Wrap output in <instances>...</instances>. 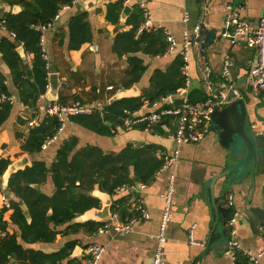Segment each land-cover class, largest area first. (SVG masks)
<instances>
[{
  "label": "crops",
  "instance_id": "1",
  "mask_svg": "<svg viewBox=\"0 0 264 264\" xmlns=\"http://www.w3.org/2000/svg\"><path fill=\"white\" fill-rule=\"evenodd\" d=\"M116 1L99 0L92 8L85 11L92 31V41L83 44L78 50L67 49V25L73 16L83 12V0L78 5H71L62 10L58 19L52 20L51 26L42 32L43 56L48 75L57 74L59 81L67 85L66 88L57 90L55 102L60 103L59 97H61L65 100V104H69L74 102L72 97L76 96L80 103L93 106L102 112L106 105L115 100L120 85L125 82L126 59L131 56L139 58L145 67L139 81L132 85L136 89V97H140L143 91L151 89L150 80L153 73L165 72L173 62L176 52L183 53L181 47L183 41L193 42L197 37L199 24H204L207 29L215 31L216 40L213 45L205 46L202 53L198 41L186 51L188 96L195 92L196 96L202 94L208 98L220 92V87L226 85L237 89L240 99L241 91L244 92L248 98L246 129L259 143L262 139V144H258L262 149L261 156L241 178H235L234 174H231L215 182L212 193L215 206L232 208L234 214L230 222L233 219V223L231 227L228 222L222 225L223 235L217 229L214 230L211 243L218 244L203 257H200V254L215 221L209 183L212 178L236 167L239 163L232 160L228 149L215 141L212 132H208L198 143L179 147V157L175 166L169 170H163L161 167L153 182L141 191L138 196L149 214V219L133 224L128 234L93 235L79 230L69 235L57 234L53 243H38L25 247L51 253L57 251L64 243L75 240L77 245L69 259L79 263L84 249L93 243L105 247L99 264H151L155 249L153 236L158 232L164 206L161 196L167 186L169 175L173 174L174 205L165 231L163 264H234L231 256L226 252L231 228L235 231L233 239L237 242L240 251L259 254L264 250V93L254 91L247 86V72L250 66L256 64L257 52L245 46L243 42L231 43L221 38V33L228 5L239 14L240 18L250 24V28L255 29L264 8V0H126L128 3L125 4V1L124 7L128 6L132 11V4L138 3L143 9V17L144 11L147 12L150 30L162 29L166 38L171 37L176 46L172 51L167 50L163 56H150L138 52L120 58L112 53L111 45L116 34L130 29L125 23L131 11L123 19L118 12L117 24L107 22L106 6ZM20 11L21 7L17 5L10 7L0 0V21L4 19L6 13L17 14ZM2 36L11 39L5 32H0V38ZM21 60L25 70L29 71L32 56L30 55L29 58L24 56ZM225 62L231 63L227 77L222 74ZM182 68L181 74L184 77ZM0 77L4 79L6 94L14 100L10 105L9 117L0 127V160H8L9 165L26 158L29 163L26 167H30L34 161H42L46 167H49L55 161L59 146L70 137L77 139L78 149L89 145L99 148L104 153H117L128 145L133 148L151 145L155 148L156 156L163 157L164 161L176 149L175 143L168 138V134L174 130V121L167 118L164 123L158 124L161 128L157 130L146 132L141 126H136L118 132L112 137L95 134L69 121L63 133L46 149L41 148V152L33 155L24 153L21 146L28 137L30 128L37 125L45 113V107L41 109V106L49 89L46 87L44 99H38L39 108L36 112L21 104L19 92L1 55ZM110 86L114 88L111 91L107 89ZM178 90L174 95L162 99V103L170 104L168 97L172 102H178ZM153 104L149 105L144 101L135 114L162 109L161 104L156 106ZM2 176H0V210L7 208L3 214V221L8 224L6 232L12 234L16 228L10 224L13 210L9 205L10 202L19 201L7 190L6 185L2 184ZM130 176L132 177V173ZM33 187L48 197L54 193L50 176L44 183ZM89 194L100 201V208L102 206L100 195L108 196L110 203L119 197L129 196L127 205L129 210L134 201V194L130 191L111 196L94 187ZM2 195L6 198L5 202L1 200ZM84 214L76 217L71 223L91 221L83 219ZM63 229L64 227L58 228V230ZM190 231L193 240L204 246L188 244ZM16 235L18 236V233ZM258 263L264 264V256L258 260Z\"/></svg>",
  "mask_w": 264,
  "mask_h": 264
},
{
  "label": "trees",
  "instance_id": "2",
  "mask_svg": "<svg viewBox=\"0 0 264 264\" xmlns=\"http://www.w3.org/2000/svg\"><path fill=\"white\" fill-rule=\"evenodd\" d=\"M6 5L19 6L17 14L10 12L4 15L8 31L16 35L15 40L7 36L0 38V55L12 76L13 84L19 92L23 106L38 112V99L46 92L48 70L40 46L42 33L38 26L51 23L62 6L70 5L71 0H2ZM126 0H117L106 6L105 19L111 24L119 21L118 12L124 7ZM144 21L143 9L138 3L132 4V11L126 19L128 31L115 35L111 51L116 57L142 53L150 56H163L167 53L168 43L162 29L152 28L137 34ZM67 49L78 50L83 44L92 41V31L87 12H79L67 25ZM21 43L24 52L32 56L31 69L25 66L16 51ZM126 80L120 86L129 89L137 83L145 71L142 61L134 56L126 59ZM181 51L176 52L173 62L165 72L155 71L150 80L149 91H143L140 97L114 100L103 108L102 112L79 115L70 118L73 123L101 136L112 137L111 130L121 120L139 111L144 101L149 105L159 102L183 87L184 77ZM0 88L6 93L4 79L0 77ZM202 94L191 93V103L203 102ZM72 100L77 101L76 96ZM60 104L65 100L59 97ZM11 106H0V127L10 115ZM111 124L112 126H109ZM59 122L55 117L43 114L37 125L29 130L28 137L21 146L24 153L33 155L41 152L43 143L57 131ZM156 125L153 129H159ZM78 141L70 137L63 141L56 151L55 161L46 167L42 161H34L12 174L7 183V190L19 202H10L13 210L10 224L16 228L12 234L6 232L8 224L3 221L7 208L0 210V264H80L69 256L77 245L75 240L64 243L57 251L45 253L38 249L26 248V245L53 243L57 234L69 235L83 230L93 234L99 222L87 221L79 224L71 222L91 209L100 208V201L89 193L96 187L100 192L114 196L115 189L122 185L142 183L149 185L163 165V157L158 158L155 148L151 145L133 148L128 145L117 153H104L97 147L85 146L77 148ZM10 162L0 160V176L3 175ZM132 173V177L130 176ZM50 176L54 193L48 197L41 194L33 186L44 183ZM129 196L119 197L112 201L110 212L116 213L121 219L130 216ZM128 208V214L126 212ZM28 211L29 221L24 216ZM64 227L63 230L58 228ZM1 233H4L1 236ZM18 233V236L16 235ZM234 264H249L241 251L234 252Z\"/></svg>",
  "mask_w": 264,
  "mask_h": 264
},
{
  "label": "built area",
  "instance_id": "3",
  "mask_svg": "<svg viewBox=\"0 0 264 264\" xmlns=\"http://www.w3.org/2000/svg\"><path fill=\"white\" fill-rule=\"evenodd\" d=\"M80 2L81 0H71L70 5L62 6L54 16L53 21L58 19L62 10L67 9L71 5H78ZM127 3L128 1L125 2V4ZM51 24L52 22L48 23L47 25L38 26L36 29L42 33L49 26H51ZM148 30H150V21L147 12L144 11V22L140 25L138 33ZM0 32L7 33L12 40L16 39V35L13 32L7 30L4 19L0 21ZM221 38L227 39L231 43L243 42L245 46L257 52V62L253 66H250L247 72V86L254 91L264 93V8L255 29H252L250 28V24L246 20L240 18L239 14L230 5H228L226 7V15L224 17ZM166 40L168 43V51H172L176 46L175 41L169 36H167ZM196 41L197 37L193 42L185 40L181 45L184 62V66L182 68L184 75V86L177 92L179 101L176 103L172 102V99L168 97V101L170 103L168 104L169 107H162L161 110L154 112L128 115L121 120L120 124H117L111 130L112 134H116L121 131L130 130L136 126H141L143 131L151 132L153 128L160 122L167 118L172 119L174 121V130L168 134V138L175 143L176 149L169 157L165 158L164 164L162 166L163 170H169L175 166L179 157V147L186 144H195L203 140V138L209 132L211 115L214 110H221L227 106L231 100L240 98L237 89H235L233 86L226 85L220 87V92L206 98L203 102H189L187 93L189 81L187 79L186 51L193 43L195 44ZM40 46L41 50L43 51L42 35L40 38ZM20 47H22V44L18 43L17 49ZM25 56L28 58L30 57L28 54H25ZM230 66V62L224 63L222 70L223 76H228V67ZM107 89L111 91L114 88L110 86ZM40 99H44V95H41L39 97V100ZM13 102V98L4 93L0 88V106L2 104L11 105ZM159 104L160 103L157 102L153 105L156 106ZM94 112L100 111L93 106L84 105L79 101H74L65 105L57 102H48L45 106V113L48 116L55 117L59 122V127L56 133L43 143L41 148L46 149L50 144L58 139V137L65 130V127L70 121L71 117L89 115ZM173 183L174 176L173 174H170L165 191L161 196L164 206L159 222L158 232L153 236V240L155 241V249L151 259V264H163L164 244L166 243L165 231L169 224L170 214L174 205ZM145 188V184L134 183L130 185H122L115 189V194L125 191H130L132 194H134V201L132 207L129 210L130 216L121 220L116 213H111L107 219L100 222V225L96 228L93 235L119 233L128 234L133 224L147 221L149 219V214L145 210L144 206L142 205V201L138 196ZM1 200L2 202H5V196L2 195ZM228 223L231 227L233 219ZM234 234L235 231L231 228L229 231V240L226 246V252L231 256L233 261L235 258L234 252L236 250L240 251L238 249L237 242H235L233 239ZM3 235L4 233H1V236ZM188 244L192 246H204L203 244H199L193 240L191 231L188 233ZM104 252L105 247L93 243L89 244L83 251L80 264H99ZM242 254L247 258L249 264H259L258 260L264 256V250L256 255L249 251L242 252Z\"/></svg>",
  "mask_w": 264,
  "mask_h": 264
},
{
  "label": "water",
  "instance_id": "4",
  "mask_svg": "<svg viewBox=\"0 0 264 264\" xmlns=\"http://www.w3.org/2000/svg\"><path fill=\"white\" fill-rule=\"evenodd\" d=\"M99 0H83V11H87L92 6H94ZM131 9L128 6H125L122 11L119 12L121 18H126ZM216 40V33L214 30L207 29L204 24H199L197 31V41L199 42V47L201 53L205 46L213 45ZM17 53L19 56L24 59L25 52L22 47L18 48ZM67 85L65 83H61L57 74H49L48 75V92L46 95V99L42 103L41 109H44L48 102L57 101L56 93L59 88H66ZM122 95V96H121ZM137 95L136 89L131 87L129 89H124L120 87L119 92L115 95V100H120L123 98H135ZM121 96V97H120ZM114 101V100H113ZM248 104V98L241 91V99L237 98L231 100L227 106H225L221 110H214L211 115V126L209 128V132H212L215 136V141L220 144L223 148H226L231 153V158L233 161H238V165L232 169H229L217 177L211 179L209 183V191L211 196L212 207L214 209L215 221L212 226V230L206 241L203 251L200 254V257H203L209 250L216 247V243H211V237L215 229H217L222 235L224 229L222 225L226 224L232 218L234 211L232 208H224V207H216L213 198V186L215 182L222 177H229L231 174H234L235 178H241L249 171L253 164L258 160V157L261 156L262 149L259 148L258 144H262V139L260 143L257 139L247 131V121H248V112L246 109V105ZM164 123L163 121L160 123ZM109 126L111 124H108ZM28 160L23 158L7 167L2 176V184L6 185L9 177L19 170H23L26 166H28ZM36 187V186H35ZM102 206L99 209H91L86 214H88V218L86 220H91L94 222H102L107 219L110 212V200L106 195L99 196ZM84 214V215H86ZM83 215V214H82ZM24 216L29 221L28 211L24 212Z\"/></svg>",
  "mask_w": 264,
  "mask_h": 264
},
{
  "label": "bare ground",
  "instance_id": "5",
  "mask_svg": "<svg viewBox=\"0 0 264 264\" xmlns=\"http://www.w3.org/2000/svg\"><path fill=\"white\" fill-rule=\"evenodd\" d=\"M88 217H89L88 214H86L83 216V219H87Z\"/></svg>",
  "mask_w": 264,
  "mask_h": 264
}]
</instances>
